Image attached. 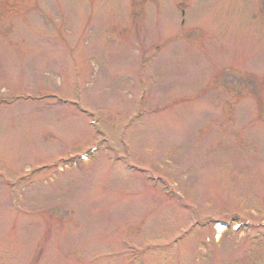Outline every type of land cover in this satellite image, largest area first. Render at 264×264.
<instances>
[{
  "label": "rangeland",
  "instance_id": "374dc122",
  "mask_svg": "<svg viewBox=\"0 0 264 264\" xmlns=\"http://www.w3.org/2000/svg\"><path fill=\"white\" fill-rule=\"evenodd\" d=\"M0 264H264V0H0Z\"/></svg>",
  "mask_w": 264,
  "mask_h": 264
}]
</instances>
